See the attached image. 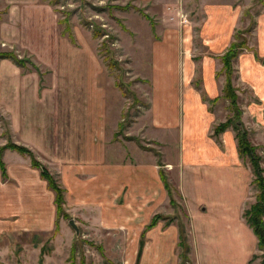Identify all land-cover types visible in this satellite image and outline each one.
Listing matches in <instances>:
<instances>
[{"label":"crops","instance_id":"crops-1","mask_svg":"<svg viewBox=\"0 0 264 264\" xmlns=\"http://www.w3.org/2000/svg\"><path fill=\"white\" fill-rule=\"evenodd\" d=\"M203 11L199 43L206 54L194 57L190 38H181L179 31H166L162 39L150 43L147 118L142 124L146 134L142 136L157 150L146 154L121 142L127 136L116 135L117 120L110 119L108 109L117 97L121 99L119 92L107 93L100 85V65L93 49L61 36L59 20L46 2L7 0L0 14L11 16L18 25L8 31L0 28V39L11 38L17 50L48 69L44 73L50 81L42 86L40 70L23 71L7 59L0 60V120L7 124L10 141L6 143L49 160L65 192L75 194L76 206L97 207L100 217L106 211L111 216L108 224L128 229L124 237H140L139 264H173L177 255L179 231L174 223L164 226L157 221L147 229L152 216L166 212L169 203L161 171L173 193L171 199L175 195L187 219V254L192 264H245L251 243L241 217L249 170L236 153L230 129L212 134L221 120L208 106L221 95L219 56L233 41L238 11L213 2L203 4ZM254 28L262 31L257 33L262 54L264 20ZM232 65L235 88H248L259 102L241 107V117L250 127L263 129L264 67L244 50ZM6 143L0 138V147ZM168 144L174 155L164 157L160 151ZM127 148L136 155L130 156ZM1 162V205L13 209L26 205L32 213L36 206H47L50 214L52 198L44 192L45 184L29 158L4 149Z\"/></svg>","mask_w":264,"mask_h":264},{"label":"rangeland","instance_id":"rangeland-1","mask_svg":"<svg viewBox=\"0 0 264 264\" xmlns=\"http://www.w3.org/2000/svg\"><path fill=\"white\" fill-rule=\"evenodd\" d=\"M6 2L7 0H0V14ZM43 2L51 7L59 20L58 28L61 36H65L69 41L77 39L79 45L89 51L93 49L100 65V85L107 93L115 90L121 96V99L117 97L115 104L109 107L108 114L110 119L117 120L116 135H125L128 140H121L117 136L115 138L141 148L142 154L148 151L155 153L157 150L155 144L142 136L146 134V126L142 124L147 118L146 92L150 81L148 78L151 59L150 43L162 39L166 31H179L181 38H190L189 49L195 55L194 57L206 54L205 52L208 51L199 43L200 30L205 18L203 4L209 2L229 4L238 11L231 40L235 32H241L237 40L244 42L241 50L254 54L255 61L264 67V52L259 54L257 46V33L260 34L262 31L254 28L258 22L261 23L264 20V0H151L147 2L144 0H43ZM0 28H4L5 31L18 28L17 21L11 16H0ZM93 32H98V36L94 37ZM169 34L172 33L169 32ZM87 41L90 44L87 45ZM73 46H76V43H73ZM262 50L264 51V48ZM4 52L13 53L19 59L18 65L23 71L40 70L43 73L40 78L41 85H48L49 76L44 73L48 69H43L39 63L35 64L31 61L27 54L17 50L11 38L0 39V53ZM210 56L212 57V54ZM231 67L229 79L234 88L236 106L240 112L238 121L233 117L229 101L222 95L217 101L208 102V106L214 111L215 117L221 120L217 121L218 124L229 121L228 129L231 130L234 139L236 131L233 124L239 122L248 143L254 148L255 156L258 157L264 189V128L250 127L247 120L241 117V107L247 103L259 102L248 88L243 86L235 88V67L233 65ZM219 79L224 84L225 75L221 66ZM118 110H120L119 113ZM6 130V121L2 119L0 120V138L4 140V143L10 141L9 132ZM135 150H137L136 147ZM135 150L127 148L130 156L136 155ZM160 153L164 157L172 156L174 155L173 147L170 144L163 146ZM33 157L39 167L46 170L63 190L61 211L55 212L53 193L47 189L43 180L47 190L44 192H48L52 198L50 214L47 206L45 209L40 205L36 206L32 213L31 207L27 209L26 205L14 209L3 207L0 200V264H139L140 253L137 254V252L142 239L124 237L129 233L128 229L122 225L113 227L108 224L107 221L111 216L106 211L100 217L97 207L84 206V204L76 206L75 194L65 192L59 176L56 175L57 169L50 161L34 154ZM154 158L157 159V157ZM239 159L250 174L247 198L242 206L243 213L250 206L259 203L257 200L259 190L251 182L253 176L248 160L245 157ZM172 198L173 202L165 205L166 212L163 210L155 215L159 216L158 222H162L164 226L174 223L178 231L182 233L183 246L179 248L177 245V255L173 257V264H192L191 256L187 254L189 251L187 219L178 199L175 195ZM260 204L264 206V200ZM11 208L16 210V214L10 211ZM10 212L13 214L9 215ZM118 214L120 216L122 212ZM69 221H72L77 234L69 226ZM260 221L264 231V210L260 215ZM248 230L251 233L249 228ZM244 262L245 264H264V250L257 248L256 239L252 233Z\"/></svg>","mask_w":264,"mask_h":264},{"label":"trees","instance_id":"trees-1","mask_svg":"<svg viewBox=\"0 0 264 264\" xmlns=\"http://www.w3.org/2000/svg\"><path fill=\"white\" fill-rule=\"evenodd\" d=\"M241 33V32H240ZM240 33L235 32L233 35V41L229 44L225 52L219 56V62L221 64L222 72L225 75L224 84L221 88V95L224 99L229 101V107L233 113V117L236 121H238L239 117V110L236 106V96L234 93V88L231 86L230 83V74L232 72V63L237 57V54L240 53L242 48L244 47V42H238ZM93 36L97 37L98 32H93ZM1 59H7L11 61L14 65L19 66V59L11 53V52H4L0 53V60ZM20 67V66H19ZM239 122H236L233 124V128L236 131L235 134V141H236V153L239 158H246L250 164L251 167V173L253 176V180L251 181L252 184L258 188L259 195L257 196V200L259 203L257 205L250 206L247 210H244L242 213V218L246 224V226L251 230V233L256 239V246L259 250H264V231L262 230V224L260 221V215H262V211L264 210V206L260 204L264 200V189H263V183L261 178V169L258 166V157L254 154V148L250 146L246 139L245 132L241 129V125H237ZM229 121L217 124L212 129V134L214 136H217L224 130H226L229 127ZM4 149H9L12 151H15L19 153L20 155H25L29 158V162L32 168H35L38 170L39 178L43 180L46 183L47 189H49L53 193V204L55 206V212L61 211V206L63 204V190L59 187V185L52 179V176L46 172L43 168H40L37 162L35 161V158L33 157L32 153L27 150L26 148H23L21 146H17L15 144L6 143L4 146L0 147V173L1 176H4V167L1 162V152ZM160 180L163 183V186L169 196V203L173 202L171 199V193L170 190L165 182L164 176L161 172H159ZM159 216L154 215L149 221V224L147 225V229H150L153 227ZM178 247L181 248L183 246V236L182 233L179 232L178 235ZM140 247L139 245L137 254L140 253Z\"/></svg>","mask_w":264,"mask_h":264},{"label":"water","instance_id":"water-1","mask_svg":"<svg viewBox=\"0 0 264 264\" xmlns=\"http://www.w3.org/2000/svg\"><path fill=\"white\" fill-rule=\"evenodd\" d=\"M237 125H239V124H237ZM69 226L74 230L75 234H77V230H76V228L74 227L72 221H69Z\"/></svg>","mask_w":264,"mask_h":264}]
</instances>
